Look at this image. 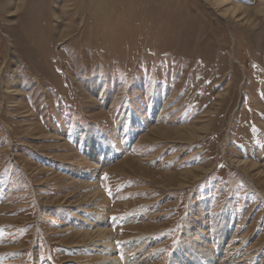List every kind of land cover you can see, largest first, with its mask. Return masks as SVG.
<instances>
[{
  "label": "rangeland",
  "instance_id": "1",
  "mask_svg": "<svg viewBox=\"0 0 264 264\" xmlns=\"http://www.w3.org/2000/svg\"><path fill=\"white\" fill-rule=\"evenodd\" d=\"M198 258L264 264V0H0V264Z\"/></svg>",
  "mask_w": 264,
  "mask_h": 264
},
{
  "label": "bare ground",
  "instance_id": "2",
  "mask_svg": "<svg viewBox=\"0 0 264 264\" xmlns=\"http://www.w3.org/2000/svg\"><path fill=\"white\" fill-rule=\"evenodd\" d=\"M222 3V5H224V4H226V3H223V2H221ZM237 7V6H236ZM235 8V7H234ZM241 9V8H240ZM238 10V9H237ZM202 239H203V241H202ZM199 242L200 243H203L204 242V236L201 238V240H199ZM205 245V244H204ZM199 250V249H198ZM212 253L210 252V251H208V249H206L205 250V255H201L200 254V257H205V258H203V259H207V256H210ZM214 257V256H213ZM203 259H201V258H198V261L199 262H203V264H207L208 262L206 261H202ZM184 263V262H183ZM188 264H195V261L194 262H189ZM197 264H199V263H197ZM209 264V263H208Z\"/></svg>",
  "mask_w": 264,
  "mask_h": 264
}]
</instances>
